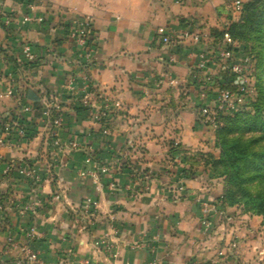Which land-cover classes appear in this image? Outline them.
Masks as SVG:
<instances>
[{
	"label": "crops",
	"instance_id": "1",
	"mask_svg": "<svg viewBox=\"0 0 264 264\" xmlns=\"http://www.w3.org/2000/svg\"><path fill=\"white\" fill-rule=\"evenodd\" d=\"M214 1L45 0L31 12L0 0L2 264L26 249L35 264H226L222 249L255 234V216L203 212L224 191L204 164L220 154L214 130L198 121L220 68L199 69L188 40L162 42L164 31L190 28L215 45ZM87 16L93 53L81 59L70 29ZM86 197L97 203L93 220Z\"/></svg>",
	"mask_w": 264,
	"mask_h": 264
},
{
	"label": "trees",
	"instance_id": "2",
	"mask_svg": "<svg viewBox=\"0 0 264 264\" xmlns=\"http://www.w3.org/2000/svg\"><path fill=\"white\" fill-rule=\"evenodd\" d=\"M260 7H264V0L248 3L242 7L240 19L237 22L231 23L220 31L214 29L212 35L215 44L222 42L225 33L236 41H245L246 32L251 29L255 20L254 16ZM239 78L236 74L222 73L218 78L219 87L225 85L233 89L231 85H236ZM254 110L253 115L243 113L234 119L226 115L222 117V125L217 130L218 143L216 142L221 157L215 158L213 155H208L206 162L212 163L210 165L216 178H225L224 195L219 200L222 208L240 207V199L249 198L257 202L252 209L264 214V97L255 104ZM227 129L230 130L231 135L239 133V136L233 135L234 139L224 138L223 135L226 134ZM251 132L257 135L248 138L246 133ZM173 152L179 154L177 148L173 149ZM220 165L224 168L222 173L219 172ZM185 171L183 170V173ZM251 184H255V187L261 188L263 192H259L257 197H254L248 189V185ZM244 185L246 189L243 190ZM239 190L242 193L238 195Z\"/></svg>",
	"mask_w": 264,
	"mask_h": 264
},
{
	"label": "built area",
	"instance_id": "3",
	"mask_svg": "<svg viewBox=\"0 0 264 264\" xmlns=\"http://www.w3.org/2000/svg\"><path fill=\"white\" fill-rule=\"evenodd\" d=\"M27 8L33 12L40 4L45 0H21ZM234 11H236L239 16L241 15L242 7L241 1L237 0L234 3ZM32 19L26 17L23 19L22 23L26 24ZM42 21V19H40ZM93 30V19L89 16L82 17L77 20L70 29V36L73 40L77 42L79 47V53L81 59H89L93 53V48L91 46V33ZM182 40H188L194 43L199 48L200 62L198 63V68L202 70H207L212 66H218L221 73L236 74L244 81L243 85L240 87L238 94L234 93L232 89L227 86L219 87L216 91L215 99L209 100L206 92H203L202 98L207 100L205 105H203L198 112V121L204 127L218 130L222 125V117L226 113L234 112L242 102L244 97L249 94V82L244 73V66L237 59V50L239 49V42L234 40L228 33H225L222 42L220 44H215L212 47H206L203 42L202 37L192 31L190 28L184 29L178 32H168L164 31L162 36V42L164 44H171L175 42H180ZM23 53L29 61H33L36 58V54L32 49L31 45H25L23 48ZM30 109H26L29 111ZM45 115L50 116V112L46 111ZM21 136L24 135V130L19 129ZM181 161V158H178ZM185 188L184 183H180L178 190L183 191ZM218 209H210L208 204L203 205V212L206 215H210L215 212L220 218H228L225 211L221 207V202H219ZM30 209V207H27ZM33 210V209H31ZM82 210L84 215L90 220H93L97 212V203L92 197H86ZM210 224V223H209ZM211 225V224H210ZM103 244L106 253L111 254L116 257L117 254L113 253V241L109 235H105L103 239ZM37 262V255L30 250H25L23 258L18 261V264H35ZM85 264V263H82ZM86 264H89L88 261ZM99 264H105L104 262ZM155 264V263H153Z\"/></svg>",
	"mask_w": 264,
	"mask_h": 264
},
{
	"label": "rangeland",
	"instance_id": "4",
	"mask_svg": "<svg viewBox=\"0 0 264 264\" xmlns=\"http://www.w3.org/2000/svg\"><path fill=\"white\" fill-rule=\"evenodd\" d=\"M237 0H215L212 3V7L217 5L216 10L219 14L218 22L216 23L215 20L209 23H213V29L222 30L228 27L231 23L237 22L240 19L239 14L234 11V3ZM241 1V7H245L248 3L254 1H261V0H239ZM263 1V0H262ZM211 7V6H210ZM212 12H213V8ZM254 22L250 30L246 32V40L245 41H238L239 42V49L237 50V59L242 65L244 66V73L248 79L249 84V94L244 97L240 106L234 111L230 113H226L227 117L231 119L235 118L237 115H241L243 113H247V115H253L255 113V104L264 97V7H260L256 15L254 16ZM240 77V76H239ZM239 78L238 83L236 85H231L233 88V92L238 94L240 91V87L243 85V80ZM219 84L213 86L210 90L211 92L219 88ZM209 88V87H208ZM224 125V123H223ZM225 126V125H224ZM227 128V123H226ZM216 142L218 143L217 139V130L214 131ZM239 136V133L232 134L230 130L227 129L226 134L224 133L223 137L228 139H234V136ZM247 137H255L257 134L254 132L246 133ZM218 148V147H217ZM219 149V148H218ZM220 152V150H219ZM221 155L219 154L220 158ZM178 158L176 159L175 165H179ZM206 162V161H205ZM206 166L212 171L211 165L212 163H204ZM224 170L223 166L220 165L219 172L222 173ZM178 175L180 174L181 168L176 170ZM214 176V173L212 171ZM179 177V176H177ZM224 177V176H223ZM225 179V178H224ZM223 179V181H224ZM180 185V183H179ZM185 185V183H184ZM242 189H246V185L242 186ZM248 189L250 190V194L254 197H257L259 192H263L261 188L255 187V184L248 185ZM237 193V192H236ZM242 191L239 190L237 193L239 195ZM224 195L223 193L217 199ZM241 197V195L239 196ZM238 197V198H239ZM240 199V198H239ZM216 203V200L214 204ZM255 203L249 198H241L240 199V207H235L237 211H240L242 215H250L257 217V222H255L252 226L255 229V234L252 232V236L249 237L248 235H242L235 237L234 240L230 242V246L232 247V253L230 251L224 250L223 251V258L227 259V256L231 257V260L227 261L226 264H264V214L260 213L259 210H253L252 208ZM210 209H213L211 206ZM232 214L237 215L238 212L232 211L227 216L230 217ZM245 223V222H244ZM225 248V247H224ZM227 251V252H226ZM229 262V263H228ZM0 264H2L0 262Z\"/></svg>",
	"mask_w": 264,
	"mask_h": 264
}]
</instances>
